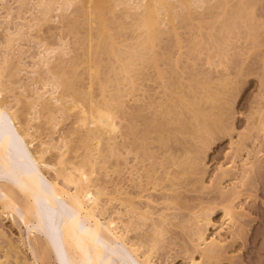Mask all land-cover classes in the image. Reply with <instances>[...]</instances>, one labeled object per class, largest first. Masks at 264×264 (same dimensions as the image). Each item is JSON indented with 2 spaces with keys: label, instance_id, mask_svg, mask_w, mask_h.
<instances>
[{
  "label": "bare ground",
  "instance_id": "6f19581e",
  "mask_svg": "<svg viewBox=\"0 0 264 264\" xmlns=\"http://www.w3.org/2000/svg\"><path fill=\"white\" fill-rule=\"evenodd\" d=\"M49 1L39 0L38 2L39 7L40 6L42 7L41 11L45 18L47 17L52 18L51 14L53 15V13L51 12H53L54 8L57 9L61 8L66 10L67 7L70 8V6H72L75 3L74 2L75 0H51L50 2ZM206 1L208 0H192V1L191 0H76L77 3L78 2L81 3L79 4L81 6L80 7L78 6L79 8L77 9L78 16L75 17V19H72L69 23V26L66 25V27L68 28L69 32H71L72 34L73 33L76 34V37L78 38L76 44H78V47H80L81 49L80 53H77L75 56H73V58H70L68 63H65V60L60 59L59 62H57L53 66H49L51 63V54H54L55 50L57 51V49L54 50L53 48L55 47L51 48L52 46H49V44L45 45L42 53L44 52V54H46L47 57L44 55L41 57L40 55L39 60L41 64L37 63V67L47 66L48 70L45 71L47 72L46 76L44 75L42 76V74L41 76H39L38 75L39 73H36L38 75V76L36 75L38 78L36 77L37 79L34 82H43L44 87L47 86L48 89L51 88L50 89L51 91L50 90L47 91V87H45L46 93L44 92L45 94L49 92L47 98L49 96L50 100L45 98L46 96L43 97V95H45L44 93H41L38 90L37 92H39L40 94L38 96V94H36L35 91L34 94L36 95L33 94L32 96H35L36 98L33 97L34 99L32 100L33 102H28L29 106L28 105L27 106L30 110L28 111L27 109L28 114L26 116H25L26 114L25 109L17 108L18 105L24 102L22 100L23 98L22 95L18 94L17 96L19 97H16L15 93L7 92V89L10 92L11 90H9V88H7L6 86L7 81H5L6 79H3L4 77L3 73H0V207H1L0 210L2 209L4 211L2 212L3 214L6 213L7 215H9V214H13V212L17 208L19 209L21 208V218L26 226H28L29 224H33L35 228L41 226L49 235L50 245L51 247L53 246L55 249L59 264H61L60 257H62L63 259L62 261L64 262V264H154L155 263L154 254H156L157 252L156 246H158L157 242L159 240V235H160L159 232L161 229H163V233L166 232L165 228H163V224L165 225V222H168L169 218L166 219L168 215L167 214L164 215L163 213H162L163 215H160L161 213L160 211L158 214L160 215L159 220L157 218L154 221L153 217L155 216L153 215L154 211L152 210L153 208L152 202H154L152 201L153 199L151 200V198L149 197H146V199L144 198L146 200V201L144 200L145 201L144 203L147 202L149 204L150 201H147L149 199L152 201L150 202L151 204H149L150 207L152 205V208H150L151 212H153L152 214L153 217H152L150 210L149 209L145 210L147 206L149 208V205L147 203L144 204L146 207L142 204L143 205L142 207L143 208L145 207L144 208L145 211L141 209V206H139L137 209L136 206L137 204H135L134 201H133L134 203L133 202L131 203L133 198L131 197L132 200H129L131 199L130 196L128 197L129 198L128 199L126 197L128 195L123 192V195L122 194L120 195L124 196L125 194L126 195L125 197L127 199L123 200L122 197L117 199L118 202H121L119 203L121 205L118 204V210L122 208L121 207L122 205L124 206V208L127 207L129 213L131 214L134 213L132 215L133 216L135 215L134 217L140 219L139 222L140 225L142 226H144L145 224L148 225L149 222H151L150 224H154V226L153 225L151 226L148 225V226H150L151 228L154 227L155 230L153 228L152 230L154 232L156 231L158 234V235L155 234L154 237V235L152 236L153 234L152 232V234H150L152 236V239L150 235H149L150 238L148 237V235H146L147 237L142 236L144 237L143 239L145 240L141 239V235L140 236L135 235L133 237H129L130 236L129 234H131V232L138 230V227L140 229L142 226L140 227L138 225V227H136L137 224L134 225L133 220H137V219H135L131 214L130 215L132 217L126 216L127 214L129 215V213L126 210L127 208H125L127 214L125 211L121 212V210L119 211V213L123 214V212H125L126 214V215L124 214L125 217H127V219L131 218L130 220L129 219L128 220L131 221L132 224L129 221L127 223L130 224L124 223V220L127 221V219L122 217L124 215H120L118 213L117 208L115 207L114 209L116 210L113 212L114 209L113 210L110 209L111 208V207L109 208L110 205L107 206V204H110L109 202H106L107 204L102 203L103 200L101 201L102 198L101 196L104 191L102 192V190L98 188L97 186L98 184L96 183L97 179L95 175H97L98 170L102 168L104 169L108 168L106 165L105 158L108 159V156L111 157L113 156V154L116 155V153L118 152V151L116 152V150L117 149L119 150L120 147L122 148L123 145L126 143L125 140L127 137L123 136L121 132L119 133V135L117 134L121 127L120 123L117 122V117L119 118L118 116L119 111L117 109L120 107L119 106L120 103H124L125 101L124 98L126 97V95L129 98L130 94H132L130 98L135 97L134 99L132 98L134 101H136L138 98H141L142 101L143 98L145 99V96H147V95L144 96L145 93L143 94L144 97H139L137 95H140L138 94L139 91H143L141 89L145 87L144 83L142 85L144 87L141 88L142 87L141 86L140 87L141 89L139 88V85H141L143 82L141 76L143 77V75L146 73L145 70L147 68H151V67L154 68L155 72H158L157 77L159 75L162 76L163 72H165L163 69L160 68V63L158 65V62H160L159 59L160 57L158 58V55L160 56V53L159 52L157 53L158 50L157 44L160 43L159 41H161L162 39L161 37H163V34L167 32L166 30L167 28L171 27L170 29H172L173 27L175 28L174 30L176 32L177 26H174V23L172 22L174 21V19L175 20L177 19L176 22L179 25L180 23L185 24L189 20L191 21L193 19L195 20L196 18H198L196 19L197 24H199V28L197 29H200L201 27H202L201 31L203 30L204 27L205 29H208L207 30L208 32L205 34H207L209 39H206L207 37L205 34H204L205 36L200 35L201 38L198 39L199 40L204 39L205 41L204 40L199 41L197 38H195L193 42H190L191 45L194 44L193 47L189 46L187 51L191 49L189 51V55H192L191 53L195 54V52L197 54V51L199 54L200 50H201L200 52L202 51L204 52L205 50L207 51V47H208L207 45H210L208 48H211L212 50H208L207 52L206 51L205 52L206 53L211 52L213 56L211 54L208 55L209 54L208 53L205 54L206 57L211 56V58L209 57L211 60H215L216 57H218L217 62H219V63L217 62L215 63L214 61H211L209 59L210 63L212 62L213 64H215L214 66L211 65L210 67L216 68L221 65L222 66L224 65L223 61L225 58H227L226 56L227 52L231 47V45L228 43L230 42V39L233 36L239 37V35L241 36L244 34L246 35L247 38H249L248 40H251L253 43H255L256 33L254 30L255 25L253 24L252 19L256 14L253 13L254 11L252 7L254 3L251 0H247V1L238 0L237 3L239 6L237 7H235L237 5L236 3L234 5H230V2H228L229 0H225V1L214 0L215 3L214 1H212V4L214 3L213 5L210 3L212 7L210 5H209L210 8L208 6H207L208 8L205 7L204 9L205 11L207 8L206 12L204 11L196 12L195 10H193L194 5L196 7L199 4L204 5ZM226 1L227 3L225 4ZM250 1L253 4L249 3ZM192 2H194L193 3L194 5L192 4ZM178 4L179 6L181 4V9L184 8L182 9L184 14L187 12L185 16L180 15L179 21H178V16H179L178 12L176 13L178 14V16L174 15L175 14L174 12L178 11L175 9L178 8L180 9V7H178ZM120 6L121 8H123L122 6H124V9H126V11L125 12L122 11L123 13L122 12L121 13L123 15L121 14V16L119 15L118 17V15L116 16L114 12L116 10L115 8L117 7L120 8ZM191 6L192 9L190 8ZM201 7L203 8V6ZM201 7H197V8L200 9ZM218 7L219 10L220 9L223 10L224 8L223 13L221 14L222 16L220 17L218 14L213 12V10H217ZM185 10L187 11L185 12ZM209 10H211L210 12L211 14L209 13ZM210 15H212L211 19H210L211 17ZM167 23L171 25L173 24V26H168L166 28ZM217 23L219 24V26H216ZM22 27L21 29L18 30L19 32H21V34L23 33V31H21ZM81 28H86V32L80 33ZM127 30L133 32L131 34L132 36H129V38L123 37L122 35L123 33H125L124 31ZM171 31L174 32L173 29ZM17 32L16 33L14 32L13 36L14 34L19 36L20 33ZM10 36L8 37L9 41L6 40L8 44H10L12 38H14V37L10 38ZM21 36H19V38ZM202 37L204 38L202 39ZM209 41H211L210 42L211 44H208ZM62 45L65 48V46L67 45V41H63ZM204 47L205 50H203ZM181 48H182L181 46L178 47L179 50ZM225 49H228L226 50L227 52L225 51ZM200 54H199L200 56L196 55L195 57L199 58L203 55L202 53ZM180 55L182 56L183 52H180ZM163 56L164 55H162V57ZM165 56H167L166 53ZM170 57L172 58L171 55L169 57H163V58L168 59ZM213 57L215 59H213ZM171 58L168 59L170 61L169 62L170 67L171 65H173V62L175 63L177 60L176 59L173 61L172 59V63H171ZM5 60L6 59H4V61ZM206 61H208V57ZM82 64L84 66H82ZM105 65L107 66L106 71L103 70V67ZM1 66L0 68L2 71L1 70L0 71L3 72V67ZM80 66H82L81 71L79 70ZM161 76H159L158 78L161 79L160 78ZM140 78L141 80L139 84L138 79ZM85 80H88L86 86L83 84L85 83L84 82ZM179 81H177L178 83L176 84L171 83L172 85H174V86L170 85L171 87L167 84L170 89L166 86V84L162 85L165 86L164 90L166 92L163 90L164 92H161L162 94L165 93L163 95H161V93L159 92L161 97L159 96V98L157 97V99L153 98V100L156 101L153 100L151 101L152 99L151 95H148L150 96L148 97V99L146 98L148 101L146 102L148 106L151 102L149 108L156 109L154 115L152 113L149 117L150 119L148 118V122L150 120V122L148 123V128L151 129L150 130L151 132L152 128L155 127V129L158 132L161 130L160 127H162L164 130H167L170 127L169 126L170 124L178 125V128L175 129L174 126L172 130L168 129L167 133H165V131L161 132L164 134L161 135V133H159L157 135L158 137L154 138L155 140H158L157 141L158 143L160 142L161 145L163 144L162 145L163 148L164 146L167 147L166 143L168 144L169 139L173 141L174 140L173 138H178L179 134L180 137L182 135L183 136L186 135L185 139L188 138V140L193 142L191 143L192 145L193 144L196 145V147L193 145L195 149L191 148L190 150H188V147L185 145L187 143L185 144L183 143L184 147H182L181 149L183 151V156L177 158L176 156L173 157L172 156L173 154H170L169 155L170 157H168L167 159L165 158V161L168 160L166 162H170L172 163V165H175L177 167L179 166L180 170L177 173L182 172L183 174H187L194 166H196V163L198 162L194 159L195 158L194 155L193 156L190 155L191 151L192 153H194L193 151L200 149L199 145L197 144L201 142H202L201 144L203 143L205 144V142H208L207 140H209L208 138L210 137L211 132L212 131L214 132L215 130H218L222 127L220 125L221 124L220 121H222L223 119L220 120L219 117L221 116L219 115V113L221 112L220 109L222 108L221 101L223 97H225V95H227L228 92L230 91L231 85L234 84L233 83L234 81L232 82L231 75L230 77L227 75L225 76L221 75L219 78L216 79L212 76H208V74L206 73L203 74L202 72L193 73V77L190 80H188L187 83H182ZM78 82H80L81 85H79ZM95 86H97V91L99 92V94H96ZM172 88L173 90L171 91ZM168 89L170 92H172L171 96L169 95L170 92L168 93ZM6 92L9 94L7 95ZM10 94L13 95L9 96ZM9 98H12V100H10ZM29 98L27 97L28 100ZM121 100H123V102ZM138 101L140 100L138 99ZM55 104L56 107L53 106L54 107L53 108L52 105ZM149 108L148 111H150ZM54 110L62 112L63 114H69L71 111H76L77 114L76 125H78L77 126L78 130L76 129L77 130L76 132L78 133V137L76 141V147L73 146V148L77 150L76 154L78 156H76L75 154L76 157H72V156L69 157L71 150L75 151L73 148L72 149L70 148L72 146L70 145V143H72V140H70L71 142L65 144L66 147L63 146V148L64 149L67 148L68 145H70V147L68 146V148L65 150H63V148L61 147V150H63V152H60V155L57 154V158L56 157L53 158L52 156H50V152L51 150H55L56 148L58 149L59 145L56 143L53 144L50 141L51 138H49L50 139L49 141L51 143L50 145H49V141H47V139L45 140V138H43L44 140L41 141L40 136L38 137V135L36 134L37 130L36 129H34L35 131L33 130V128L35 127L33 125L32 120L34 121V118L37 119L40 116L39 113L41 114L42 111L48 112V116L50 117L48 118L51 121V122L49 121V123L54 124L56 120L54 115ZM140 110H139L140 112L144 111L143 109ZM139 111L135 112L136 113L135 117H137L140 114ZM151 112L152 110L150 111V113ZM28 115L29 117H27ZM162 120L166 121L165 122L166 124L164 125L168 126V128L166 127L167 129H165L164 126H160V124L163 123L161 122ZM149 125H151L152 128ZM157 125H159V127ZM132 126L133 123L131 124V128ZM135 126L136 125H134L132 128L133 132L135 130L134 128H136ZM157 127L160 130H158ZM150 132H148V134ZM169 132L171 134L167 136ZM152 133H154V130L152 131ZM120 134H122L123 139H125L121 142L123 144L122 146L120 145L119 142L122 140L121 137H120L121 140L119 141L117 140L119 139L118 136H120ZM148 134L146 136H148V138L150 139V135ZM152 135L153 134H151V136ZM146 139L147 137L145 138L135 137L132 142V144H135L134 146L137 147V143H139V141L141 142V140L143 141L140 144V148L144 147L142 149L145 150L142 151L143 156L141 157L142 155L141 149L137 151V152L140 151L139 154L136 152L138 156L141 154L139 158L136 155L138 160L140 159L139 162H141L143 158L144 160L149 159L153 155L152 153L153 151H151L150 157L145 156L146 153L149 154L148 151L150 150V148H147L149 147L148 144H145L146 147L144 145V142L146 143V141H148V139L147 140ZM66 140L68 142L69 139L67 138ZM142 144L144 146H142ZM125 146L127 145H124V147ZM184 148H185V152H184ZM79 150L83 151L82 154L77 153ZM126 150H130V149H126ZM114 151L116 153H114ZM174 155H179V154H174ZM144 160L141 163H143ZM107 162L109 163V161ZM250 164L252 163L249 162L248 164L247 162V165L245 166L247 167ZM167 165L168 167L169 166L172 167V165H169L168 163ZM148 169L150 170L152 168L150 167L147 168V170ZM149 170L147 172L150 174L151 170L150 171ZM51 171L52 172L54 171V173H56L55 175L61 177L64 181V184H60L59 181L57 180L49 179L46 173L47 172L50 173ZM153 173H155L154 170ZM177 173L176 175L175 174L173 175H175L176 177ZM147 174L145 173L144 175ZM225 174L226 172L224 173V175ZM93 176L95 177V179ZM184 176L185 175H183L182 177ZM5 177L6 179H3ZM175 177L170 176L169 178L170 180L168 179L171 182L170 184L173 186L174 191L175 188H178V187H174V185L176 186L177 184L175 183L177 179L174 181ZM154 185L156 184L154 183ZM168 186L172 190V186L170 185ZM143 190L146 191L145 189H142L141 191L143 192ZM155 191H156V187H155ZM157 192L160 193V191L158 190ZM223 192L224 191H222V193ZM112 197L114 198V196ZM139 208L143 212L138 211L140 210ZM226 208H228V206ZM230 208H232L231 205ZM109 209L110 211L108 213ZM234 210H231L229 208L226 209L225 211L226 216L224 215L226 217L225 218L226 220H224V222L230 221L233 223V220L235 219L233 216L234 213L236 212V211L234 212ZM113 213L114 215L118 214L117 216L120 215L119 217L120 219L124 218L123 223L120 222V219L117 220L113 218L114 217V215H112ZM51 215H56L53 221L51 220ZM149 216L152 219H149ZM164 216H165L164 218L165 220L163 219ZM141 220H143V222H145L146 220L148 221L150 220V221L149 222L146 221L144 224ZM137 221L134 222L137 223ZM198 222L200 223V221ZM134 226L137 228L136 230H133L135 229ZM196 228H199L196 230L199 231L198 232L199 234L201 231L200 229H202V227L200 226L198 227L197 225ZM201 232L203 234L205 233L203 229ZM27 233H28L27 236L29 238L28 241L30 242L28 244L33 243L32 244L33 247L35 246L41 247L40 249L38 248L39 250H37V248L35 247L36 251H34L35 249L31 246L32 248L31 250H33L32 253H36L37 251L39 252L35 254L38 255L37 258H35L34 255L33 256L36 259L37 264H43L44 262L47 261L46 257L48 259L49 256L48 254L46 256V252L44 251L46 250L47 253H49L47 247L41 246V244L38 243L39 240L36 239L37 237H35L36 233L34 232V230L28 231ZM53 234L56 237L55 240L52 238ZM203 234L200 233L198 236L197 240H199L200 242L198 241L199 245H197V247L201 251V252L199 251L201 253V257L203 256L204 258L209 259L210 260L209 262H211L213 258L217 259L218 252L219 251L221 252L222 246L224 247L223 244L224 242L220 241L221 239L218 240L216 237L209 240L206 237H204ZM161 236L160 239H162ZM134 237L136 238L134 239ZM137 237L139 239H137ZM37 243L39 244V246L36 245ZM7 257L8 254H6V258ZM187 264H204V263H202L201 261L198 262L192 256Z\"/></svg>",
  "mask_w": 264,
  "mask_h": 264
},
{
  "label": "rangeland",
  "instance_id": "374dc122",
  "mask_svg": "<svg viewBox=\"0 0 264 264\" xmlns=\"http://www.w3.org/2000/svg\"><path fill=\"white\" fill-rule=\"evenodd\" d=\"M208 1H206L204 5L199 4L200 6L198 5L197 7L203 6V8L201 7L200 9H198L193 4L194 2H192V4L194 5L193 6L191 4L193 6V10H195L196 12L197 11L206 12L209 5L212 7V5L215 3L214 0H208ZM212 1H214L213 4ZM251 1L249 3L253 4L252 7L254 11L253 13L256 14L253 18L255 20L252 19V22L255 25L254 30L256 33V41L255 43H253L251 40H248L249 38H247L246 35H244L243 33H242L243 35L241 36L238 34L239 37L233 36L231 39L229 38L230 42L228 40L229 42L228 44H230L231 47L229 48V50L225 49V51L228 50V52L226 51L227 58L224 59L223 61L224 65L223 66L221 65L222 67L221 66L216 68L210 67L211 65L213 66L215 65L212 62L211 63L209 62L211 60L210 59L211 56H207L208 61H206L207 57L205 54L208 53H209L208 55L211 54V52L206 53L208 50H212L211 48H208L210 45H207L208 46L207 51L205 50L206 46L204 47L203 50H205L206 52L205 51L200 52L201 50L199 51V54L200 53L203 54L199 58L195 57L196 55H199L198 51L197 54L195 52L196 55L190 52L194 56L189 55V51L191 49L187 51L189 46L193 47L194 45V44L191 45L190 42H193L195 38L197 39L201 38L200 35H204L205 33L208 32L207 31L208 29H205V27L203 28L202 31H201L202 27L200 29H197L199 28V24H197V20H196L198 18H196L195 20L192 18L193 20L191 21L189 20L185 24L180 23L179 25L176 22L177 19L176 20L174 19V21L172 22L174 23V26H177L176 32L174 30L175 28L173 27L172 29L174 32L171 31L172 30L170 29L171 27L167 28L168 26H173V24L171 25L167 23L166 25L167 32L163 34V37H161L162 39L160 38L161 39V41H159L160 43L158 42L159 44H157V48H158L157 53L158 52L160 53V56L158 55V58L160 57L159 58L160 62H158V65L160 63V68L165 71L163 72V74L165 73L164 76L163 74L162 76L159 75L161 76L160 77L161 79H159L158 78L159 76L157 77L158 72H155L154 68L152 67L147 68L148 70L147 69L145 70L146 73L143 75V77L141 76L143 82L141 85H139L140 88L144 83L145 87L142 86L141 88L143 87L144 88L143 89L140 88V89L143 91L138 90L139 93L137 92L138 94L141 95V96L137 95L139 97H144L145 95H147L145 96V99L143 98L142 101L141 98H138L140 101H138V99L134 101L133 99L135 97L134 98L132 97L133 99L130 98L132 94L129 95V98L126 95L127 98L122 97L124 98L125 101L124 103H120L119 106L121 108L119 107L117 109L119 111L118 112L119 118L117 117V122H119L122 127V128L120 127L119 132L117 134L119 135V133L121 132L123 136L127 137L125 140L123 139L122 134H120V136H118L119 139L117 140L119 141L122 139L121 141H119L121 146L123 145L121 142L125 140L126 143L124 145H127L125 146L127 148H125L123 145L122 148L120 147L121 149L119 148V150L121 151H119L118 149L116 150V152L118 151L117 153L114 151V153H116L118 157L113 154V156H111L112 158L109 156L108 159L105 158L108 170L102 168L103 170L100 169L98 170V172L96 171L97 175H95V177L97 181L96 180L95 181L98 184L97 185L98 188H100L102 192L104 191L101 196L102 197L101 201L103 200L102 203L109 202L110 204L107 203L106 204L107 206L110 205L109 208L111 207L110 209L112 210L114 209V207L117 208L118 210V204L121 202H118L117 199L122 197V199L125 200L130 196V198L131 197L133 198V200L132 198L131 199L128 198L129 200H132L131 203L134 201L135 204H137L136 205L137 209L139 206H141V209L143 211L147 209L150 210V208H152V205L150 207L149 204H151L150 202L154 201L152 202L153 203L152 210L154 211V214L150 210L151 216L152 217L153 215L155 216L153 217L154 221L157 218L159 220L160 215L163 214L168 215V217H166V219L169 218L168 222H165V225L163 224V228H165L166 232L163 233V229H161L162 233L161 230L159 232L160 235H159V240L157 242L158 246H156L157 249L155 248L157 252L156 254H154L155 256L154 264H187L192 256L198 262L201 261L204 264H209V263L210 264H264V44H263L264 43V0H251ZM38 2L39 0L38 1L37 0H0V66L2 65L1 67H3V72H1L2 70L0 68L1 70L0 73H3L4 75L3 79H6L5 81H7L6 86L7 88H9V90H11L10 92L7 89V92L15 93L16 95L15 94L14 95L16 97H19L17 96L18 94L22 95L23 97L22 100L26 103V105L23 102L20 105H18L17 108L25 109L26 111L25 116L28 114V111L30 110L28 108L29 106L28 102H33L32 101L34 100L33 97L36 98L35 96H32L35 93V91L36 94H38V96L40 95L39 92L46 93L45 87L47 86L44 87L43 82H34L38 78L37 77L38 75L41 76L42 74V76L43 75L46 76L47 72L45 71L48 70L47 66L37 67V63L41 64L39 60L40 55L41 57L43 55L47 57V55L44 54V52L42 53L45 45L49 44V46H52L51 48L55 47L53 48L54 50L57 49V51L55 50L56 53L55 52L54 54L50 53L51 63L49 66H53L54 64L59 62L60 59L65 60V63H68L69 59L73 58V56H75L77 53H80L81 50L80 47H78V44H76V41H78L76 34L73 33L74 34L73 35L71 32H69L68 28L66 27V25L69 26V23L72 19H75V17L78 16L77 9L81 6L79 5L81 3L80 2L77 3L75 0L74 1L75 3L72 6H70V8L67 7L66 10L61 8H58L59 9L58 10L57 8H54L53 12H51L53 13V15L50 13L52 18L47 17L48 18L47 19L43 16L41 11L42 7L41 6L39 7ZM228 2H230V5H234L236 3L237 5L235 7L239 6L237 3L238 0H229ZM226 3L227 1L225 2V4ZM192 6L190 7L191 9ZM122 7L123 8H121V6L120 8L118 7L115 8L116 10L114 14L116 16L118 15L119 17V15L121 16V14L126 11V9H124V6ZM178 7H180L181 9V4L180 6L178 4ZM205 7H207L206 11L204 10ZM180 9L179 8L175 9L178 11L174 12L175 13L174 15L176 16H178L179 14L178 21L180 19L179 18L180 15L185 16V14H187L186 12L187 10H185L186 13L184 14V12L182 11V9L184 8H182L181 10ZM55 10L58 11L56 12ZM223 10L222 9L219 10L218 7L217 10H213V12L218 14L220 17L222 16L221 14L223 13ZM177 12L178 14H176ZM210 12L211 10H209V13ZM210 16L209 17L211 19L212 15ZM216 26H219V24L217 23ZM21 27H22L21 31H23L24 34L23 33L21 34V32L18 31L19 29H21ZM17 31L20 33L19 36L22 35L20 38L15 34L13 36V33L14 32L16 33ZM85 32H86V28L80 29V33H85ZM124 32L125 33L122 34L123 37H128V38L129 36H132L131 34L133 33L130 32V30ZM205 35L207 37L206 39H209L207 34ZM9 36L10 38L14 37L12 38L11 41L12 45L11 43L8 44V42L6 41V40L9 41L8 38ZM203 38L204 37H202V39ZM203 40H199V41H203ZM63 41H67V45L65 46V48L63 46L65 44L62 45ZM210 42L211 41H209L208 44H211ZM179 45L182 47L180 50L178 49V47H180ZM180 52H183L182 56L180 55ZM165 53L167 56H165ZM162 55H164L163 57H169L171 55L172 56V58L170 57L171 63H172V59L173 61L177 59L175 62L176 64L173 62V65H171L170 67L169 66L170 61L168 60L170 58L164 59ZM211 55L213 56V54ZM214 57L213 59H215ZM4 59H6L5 60L6 62L4 61ZM217 60L218 57H216L215 60H211V61H214L216 63ZM82 66L84 65L82 64ZM82 66H80L81 69L79 68L80 71L82 70ZM103 70L104 71L107 70L106 65L103 67ZM192 72L193 73L202 72L203 74L206 73L208 74V76H212L216 79L219 78L221 75L222 76L227 75L229 77L231 75V79L232 82L234 81L233 82L234 84L232 83L233 85H231L229 91L230 93L228 92V94L225 95V97H223L221 101L222 108L220 109L221 112L219 113V115L221 116L219 117L220 120L223 119L222 121H220L221 122L220 125L222 127L218 130H215L214 132L212 131L213 133L211 132L210 137L208 138L209 140H207L208 142H205V144L203 143L204 145L201 144L202 142L200 141L201 143L197 144L199 145L200 149L196 148L197 150L193 151L195 154L192 153L191 151L190 155L191 156L194 155L195 157L194 159L199 163L198 162L196 163V166H194L188 172L189 174L188 173L183 174L182 172L177 173L180 170L179 166L177 167L175 165H172V163L170 162H166L168 160L165 161V158L167 159L168 157H170L169 156L170 154H173L172 156L173 157L176 156L177 158L183 156V151L181 149L182 147H184L183 145L185 143H187L185 145L188 147V150L194 148V146L196 147V145L193 144L194 145L193 146L191 144L193 142L188 140V138L185 139L186 135L184 136L182 135L180 137L179 134V136L177 135L179 139L173 138L174 139L173 141L169 139L168 144L166 143L167 147L164 146L163 148L162 146L163 144L161 145L160 142L159 144L157 142L158 140H155L154 138L158 137L157 135L161 132L165 131V133H167V130L168 129L172 130L174 126L175 129L178 128V125L170 124L169 125L170 127L168 128V126L164 125L166 124L165 123L166 121L162 120L161 122L163 123H161L160 126H164L165 129L167 128L168 129L164 130L162 127H160L161 128L160 130L158 128L159 125H157L158 126L157 129L160 130L157 132L155 127L152 128V126L149 125L152 128V131L154 130V133H152V131L150 132L151 129L148 128V123L150 122V120L148 122V118L152 113L154 115L156 109L149 108L151 102L149 106L146 102H148L147 99L148 97H150L148 95L152 96L151 97L152 98L151 101H152L153 98L157 99V97L159 98V96L161 97V95L165 94V93L163 94L161 93L165 91L164 90L165 86L162 85L166 84V86L168 87V85L169 86L172 85L171 83L173 84L178 83L177 81L179 80H180L179 82L187 83L188 80H190L193 77ZM36 73L39 74L37 75ZM141 78L138 79L139 84ZM84 82L85 83L83 84L86 86L88 80H85ZM78 83L79 85H81L80 82ZM50 89H48L47 87V91H49ZM144 89L146 90V92ZM169 89H168V93L170 92ZM38 90L39 92H37ZM172 90L173 88L171 89V91ZM95 91L96 94H99V92L97 91V86H95ZM159 92L161 93V95ZM9 93H7V95ZM12 95L13 94H10L9 96ZM47 95H49V92L43 95V97L46 96L45 98H47ZM169 95L171 96L172 92H170ZM27 97L28 98L30 97L31 99L29 98L28 100ZM49 98L50 97L48 96L47 99ZM9 99L12 100V98ZM121 101L123 102V100ZM53 106L56 107V104L52 105V107ZM147 107L150 109V111L152 110L151 113L150 111H148ZM140 109H143L144 111L140 112L142 111ZM138 111L140 112L141 115L139 114L140 116L138 115L137 117H135L136 115L135 112ZM70 113L63 114L62 112L54 110V115L56 119L54 124L49 123L50 117L48 116L47 111H42L41 114L39 113L40 116L38 115L39 116L38 118L36 116L37 119L34 118V121L32 120L33 125L35 127L33 128V130L34 129L37 130L36 134L38 135V137L40 136L41 141L44 140L43 138H45V140L47 139V141H49L50 140L49 138H51L50 141L53 144L56 143L59 145L58 149L54 147L56 149L51 150L50 152V156H52L53 158L55 157L57 158V154L60 155V152H63V150L67 149L68 146L70 147V145H72L70 147L71 149L73 148V146L76 147V141L78 137V133L76 132L78 130L77 128L78 125H76L77 114L76 111H71ZM27 117H29V115ZM132 123L133 126L136 125L135 126L136 128H134L136 131L134 130V132L132 129L133 126L131 128ZM120 130H122L123 132ZM148 132L150 133L148 134ZM147 134L150 135V139L148 138V136H146ZM151 134L153 135L151 136ZM162 134L164 133H161V135ZM170 134L171 133L169 132V134L166 135L169 136ZM64 137L65 138L67 137L69 139L68 142L66 140L67 138L65 139ZM135 137L136 138L147 137L148 141H146V143L144 142V145L148 144L149 147L147 148H150V150L148 151L149 154L146 153L145 156L150 157L151 151H153L152 152L153 155L151 158L145 159L146 161L143 158L144 160L143 163H141L143 160H141V162H139L140 159L138 160L141 154L139 156L136 154V152L140 149H141V153L142 151H145L144 149H142L144 147L140 148V144L143 141L142 140L141 142L139 141V143H137V147H135L134 146L135 144H132ZM70 140H72V143H70L71 142ZM50 141H49V145L51 144ZM67 143H70V145H68L67 148L64 149L63 146L66 147L65 144ZM144 145L142 144V146ZM61 147L63 148V150H61ZM185 148H184V152H185ZM126 149H130V150H126ZM76 151L77 150L75 151L71 150L69 157L78 156L76 154ZM82 152H83L82 150H79L77 153L82 154ZM137 153L139 154L140 151ZM174 154H179V155H174ZM136 155L138 156V158ZM142 156L143 153L141 157ZM107 161H109V163ZM247 162L248 164L249 162L252 163L248 165L250 167L245 166L247 165ZM167 163L169 165H172V167L169 166L171 169L168 167ZM150 167L152 169H150L151 172L149 174L147 172L149 169L147 170V168ZM153 170L155 171V173H153ZM51 172L46 173L49 179L57 180L59 181L60 184H64V181L61 177L55 175L56 173H54V171L52 173ZM225 172L226 174L224 175ZM145 173L148 174L144 175ZM176 173L177 176L175 177ZM183 175L185 176L182 177ZM170 176L175 177L174 181L177 179L175 182L177 184L176 186L174 185V187H178V188H175V191L173 190L174 189L173 186L170 184L171 183L169 181ZM3 179H6V177ZM154 183L156 185H154ZM168 185L172 186V190ZM155 187H156V191H155ZM142 189H145L146 191L143 190L142 192L141 191ZM157 190L160 191V193L157 192ZM222 191H224L223 192L224 194L222 193ZM123 192L128 196H126L125 194L124 196H122ZM112 196H114V198ZM146 197L151 198V200L153 199L152 201L150 199L147 200L150 201L149 204L146 202L149 205V208L148 206L146 207L144 205L146 204L144 203L146 201L145 200ZM138 198L141 199L139 200ZM162 198L163 199L166 198V199L163 200ZM142 204L146 207V208L144 207L145 210L142 207L143 206ZM230 205L232 208H230ZM227 206L231 210L235 209L234 212L236 211L238 213V214L236 212H235L236 214L234 213L233 217L235 219L234 218L233 219L235 221L233 220V223L230 221L224 222V220H226L225 211L226 209H228L226 208ZM121 207L123 208V210ZM121 207H119L121 209L118 210V213L120 210L122 212L125 211V208H127V207L124 208L123 205ZM110 209L108 210V213ZM141 209L138 211L141 212L142 211ZM115 210L116 209H114L113 212ZM126 210L127 212L129 211L128 208ZM160 211L161 213L160 215H158ZM2 212L4 211L1 209L0 210V264H37L35 258H37L38 255L35 254H37L38 251L36 253H32L33 250H31L32 249L31 246L33 247L32 245L33 243L28 244L30 242L28 241L29 238L27 236L28 234L27 232L31 230H34V232L36 233L35 237H37L36 239L39 240L38 243H40L41 246L47 247L49 251V253H47V251L42 248L46 252V256L47 254L49 255L48 259L46 257L47 261L44 262L43 264H59L55 249L53 246L51 247L50 245L49 235L41 226L37 227L38 229L35 228L33 224H29L28 226H26L21 218V208L20 209L17 208L13 212V214H9V215H7L6 213L3 214ZM125 212H123V214L120 213L119 214L124 215ZM130 214L131 213H129V215L127 214L126 216L132 217L133 216L132 214L134 213L131 214L132 216ZM112 215H114V213ZM117 215H114L113 218L119 220L120 215L119 216ZM125 215L122 217L127 219ZM124 218L120 219V222L123 223ZM134 218L137 219V217ZM164 218L165 216L163 217V219ZM128 219L130 220L131 218ZM128 219L127 221L124 220V223L130 224L131 221H129ZM149 219L152 218L149 216ZM137 220H133L134 225L137 224L136 227H138V225L141 227L142 225H140L139 223L140 219ZM128 221L130 223H127ZM134 221H137V223H135ZM141 221L143 222V220ZM146 221L149 222L150 220L149 221L146 220ZM198 221H200V223ZM145 222L143 223L145 224ZM150 223L151 222H149L148 225L154 226V224H150ZM148 225L145 224L140 229L138 227V230H136L137 228L134 226L135 229L133 230L136 231L131 232V234H129L130 236L129 235L128 236L133 237L135 235L138 236L141 235V239H143L144 237L142 236L148 235L149 237V235L152 234L153 232L152 236L154 235L155 237V234H157V232L155 231L156 232L155 233L152 230V228L154 230L155 228L154 227L151 228ZM197 225L198 227L199 226L202 227L205 233L203 234L201 232L202 229H200L201 230L200 233L203 234L204 237H206L207 239L211 240L212 238L216 237L218 240L221 239L220 241L224 242L223 243L224 247L222 246L221 252L219 251L218 255L216 254L217 255V259L215 258L216 260L214 258L212 260L211 258L212 261L209 262L210 261L209 259H206L203 256H202L203 258L201 257V253H200L201 251L197 247V245H199L200 242L199 240H197L200 234V233L198 234L199 231H196L197 229H199L196 228ZM160 236L162 237V239H160ZM135 238L136 237H134V239ZM137 239L139 238L137 237ZM38 243L36 245L39 246ZM35 247L37 248V250L41 248L40 246L39 247L35 246ZM35 247H33L35 249L34 251H36ZM6 254H8L7 258H6ZM33 255L35 256V258Z\"/></svg>",
  "mask_w": 264,
  "mask_h": 264
},
{
  "label": "water",
  "instance_id": "95a60500",
  "mask_svg": "<svg viewBox=\"0 0 264 264\" xmlns=\"http://www.w3.org/2000/svg\"><path fill=\"white\" fill-rule=\"evenodd\" d=\"M56 215H51V220L53 221L54 220V217H55ZM54 240H55V235L53 234V237H52ZM54 240H53V242H54ZM61 259H60V261H61V264H64V262L62 261L63 259H62V257H60ZM59 261V262H60Z\"/></svg>",
  "mask_w": 264,
  "mask_h": 264
}]
</instances>
